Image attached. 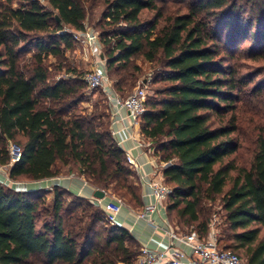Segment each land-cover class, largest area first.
<instances>
[{"label": "trees", "instance_id": "16d2710c", "mask_svg": "<svg viewBox=\"0 0 264 264\" xmlns=\"http://www.w3.org/2000/svg\"><path fill=\"white\" fill-rule=\"evenodd\" d=\"M45 1L52 8L41 0L0 2V166L21 182L77 165L89 184L106 191L113 185V194L141 208V186L112 135L109 113L102 122L77 114L83 85L49 83L47 59L74 47L65 28L84 31L93 0ZM104 3L100 40L115 91L131 94L127 85L142 72L137 59L155 68L151 83L160 86L149 89L140 130L167 163L169 222L204 237L211 221L205 201L220 198V246L241 253L246 264H264V132L250 137L249 164L228 159L249 136L240 102L264 101V77L256 81L264 67L248 74L241 61L264 62V0ZM145 11L154 16L143 19ZM11 143L22 151L15 162ZM48 195L53 202L45 205ZM43 212L49 218L39 230ZM140 250L128 229L107 223L96 202L59 186L21 191L0 181V264H136Z\"/></svg>", "mask_w": 264, "mask_h": 264}, {"label": "built area", "instance_id": "2783aa9c", "mask_svg": "<svg viewBox=\"0 0 264 264\" xmlns=\"http://www.w3.org/2000/svg\"><path fill=\"white\" fill-rule=\"evenodd\" d=\"M66 31L71 32L74 39L84 42L86 45L96 47L93 54L99 49L100 38L95 30L86 29L84 31H71L68 27ZM99 60L96 61L94 69L84 74V80L90 89L102 88L108 96V102L116 111L127 109L130 112V118L133 125L140 124V119L146 112V101L149 95V87L144 82L137 86L127 97L120 96L114 89V82L110 78L106 68L103 66L102 54H99ZM10 152L12 162L18 161L22 156L21 148L11 143ZM128 164L139 174L140 182L147 186L154 199L152 203L145 205L138 212V218L149 222L154 227H158L154 215L159 213L162 207H166L173 189L164 179L162 168L167 165L163 163L151 174H145L141 171V165L130 152L126 153ZM6 169L4 173L10 183H16L11 180L7 174V166H0ZM96 204L100 206L111 226L118 225V215L121 213L125 201L113 195L109 200L97 199ZM165 222L169 229L170 246L167 249L159 250L148 246H143L137 256L136 264H246V261L235 252L224 249L220 246V230L217 217H213L209 224L206 236H201L195 231L182 232L173 226L167 218ZM183 244L190 249L187 253L177 245Z\"/></svg>", "mask_w": 264, "mask_h": 264}, {"label": "rangeland", "instance_id": "374dc122", "mask_svg": "<svg viewBox=\"0 0 264 264\" xmlns=\"http://www.w3.org/2000/svg\"><path fill=\"white\" fill-rule=\"evenodd\" d=\"M42 3L48 7L52 8L50 4L45 1L41 0ZM1 2V0H0ZM23 0H14L15 6L21 5ZM88 5L87 11V18L85 20V30L91 29L97 31L100 34L104 28L103 21H102V14L105 9L104 0H93ZM154 16V12L145 11L142 15L143 19H150ZM69 28V27H68ZM71 31H74L72 28H69ZM249 42H246L243 47H248ZM97 49L96 47H92L90 45H86L82 41H78L75 39L74 47L72 49H66L63 55L60 56H49L47 59V63L50 67V78L49 83L54 84L59 82L60 80H66L71 85H76L77 87L80 86V90L78 93L82 95V100L77 102L74 109L77 114L87 115V116H95L98 122L107 121L105 117L106 113L108 112V96L105 91L100 89H90L87 83L83 80L84 74L96 66V61L99 60V54H105V46L100 40L99 49L93 54V51ZM242 63L245 65L243 67V71L248 74H256L264 67V62L260 61L257 62L256 60H252L251 58H244L241 59ZM135 62L139 63L142 66V72L137 74V79L135 82L129 81L127 85V91L125 95H128L134 91V89L143 84L146 80V84L149 86L150 93L153 94L154 88L156 89L160 85H152L151 83V76L155 72V68L152 64L144 61L143 59L139 58ZM103 66L107 68V58L105 57L103 60ZM264 69V68H263ZM110 78L114 81L115 75L114 73H109ZM263 76L258 75L256 77V81L260 80ZM152 89V90H151ZM48 102V101H47ZM241 110L243 111L242 117L244 119L243 128L244 131L249 135L247 136L246 142L244 144L243 149L237 155H232L228 159H236L237 163L240 165L249 164L253 155V146L250 140V137L255 132H264V101H253L252 103L248 101L240 102ZM110 120V119H109ZM255 130V131H254ZM254 135V134H253ZM252 138V137H251ZM108 192L110 194L114 193L113 185L109 187ZM121 196L120 192H116V196ZM52 195H48L46 197L45 205H49L53 202ZM67 202L72 201V197H67ZM205 205L208 209H210V219L213 217H217L219 230L221 231V225L223 222V205L221 203V199L218 198L216 201H205ZM89 212L92 209H88ZM81 210H79L80 212ZM49 218V212H43L41 214V219L38 223V229L43 228V220ZM85 221V220H84ZM87 221V220H86ZM106 226V225H105ZM107 227V226H106ZM99 231L104 229V224L100 223ZM182 232H189V228L179 224L177 227ZM241 257L244 259V256L239 253ZM245 260V259H244Z\"/></svg>", "mask_w": 264, "mask_h": 264}, {"label": "crops", "instance_id": "0c3cea01", "mask_svg": "<svg viewBox=\"0 0 264 264\" xmlns=\"http://www.w3.org/2000/svg\"><path fill=\"white\" fill-rule=\"evenodd\" d=\"M108 112L111 122V132L119 146L125 151L130 152L141 165V171L145 174H151L155 169L159 168L164 162L160 161L159 157L154 154L150 142L145 139L140 130V124L133 125L130 112L127 109L116 111L115 108L108 102ZM165 165L164 167H166ZM163 167V168H164ZM162 168V169H163ZM0 171V181L7 186H12L21 191L37 190V189H52L54 186H59L70 193L87 198L96 202L95 192L100 189L105 192L104 200H109L113 195L108 191L95 187L87 182L85 177L80 173L77 165H69L63 169L59 176L47 178L40 181H21L10 183L7 181L3 172ZM137 183L141 186L142 207L135 208L125 202L121 213L118 215L117 223L119 226L128 229L133 238L141 245L148 246L153 249L164 250L170 246L169 229L165 222L168 219L167 205L162 207L159 213L154 215V220L157 221L158 227H154L149 222L139 219L138 212L145 205L154 201L150 190L143 185L139 178V174L135 172ZM116 196V195H115ZM169 220V219H168ZM187 253L190 249L183 244L177 245Z\"/></svg>", "mask_w": 264, "mask_h": 264}, {"label": "water", "instance_id": "95a60500", "mask_svg": "<svg viewBox=\"0 0 264 264\" xmlns=\"http://www.w3.org/2000/svg\"><path fill=\"white\" fill-rule=\"evenodd\" d=\"M56 19L58 22H61V18L59 17V15H56ZM102 58H104V56L102 55ZM145 83H146V80H145ZM95 197L97 199H104L106 197V194L104 191L100 190V189H97L96 192H95Z\"/></svg>", "mask_w": 264, "mask_h": 264}]
</instances>
